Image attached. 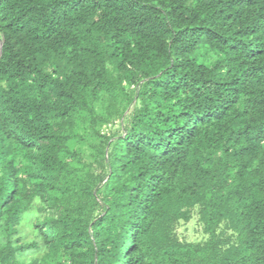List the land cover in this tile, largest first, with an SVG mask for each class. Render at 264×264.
<instances>
[{"label":"trees","instance_id":"16d2710c","mask_svg":"<svg viewBox=\"0 0 264 264\" xmlns=\"http://www.w3.org/2000/svg\"><path fill=\"white\" fill-rule=\"evenodd\" d=\"M0 32V264L37 202L40 264H264V0H0ZM118 92L94 173L74 118Z\"/></svg>","mask_w":264,"mask_h":264},{"label":"rangeland","instance_id":"374dc122","mask_svg":"<svg viewBox=\"0 0 264 264\" xmlns=\"http://www.w3.org/2000/svg\"><path fill=\"white\" fill-rule=\"evenodd\" d=\"M3 44V36L0 32V54ZM216 58L215 53L208 52V59L213 61ZM128 92L133 98L137 95V86H126ZM126 98L123 93H114L103 96L96 102V107L100 118L97 120L96 130L92 126V122L88 119L87 112H81L75 116L73 122V132L76 137L70 142V147L83 154L88 163H92V172L99 173L102 168L95 162L96 147L99 146L101 136L112 135L121 132L128 124L129 116L135 108L140 107V101L136 99L133 103ZM125 110H127L125 112ZM88 175V172H82V175ZM40 202H37L23 216L22 222L18 226V232L11 237L15 244L31 243L35 240L40 242V247L33 249H25L19 253V260L25 264H40L48 253L41 229V223L48 218L49 211H43L40 208ZM198 209L194 212V217L189 222L181 221L176 226V232L181 239L186 241L200 242L205 241L208 236L203 232V227L199 221ZM1 244H5L8 240L7 233L0 229ZM50 264H59V261H51Z\"/></svg>","mask_w":264,"mask_h":264}]
</instances>
